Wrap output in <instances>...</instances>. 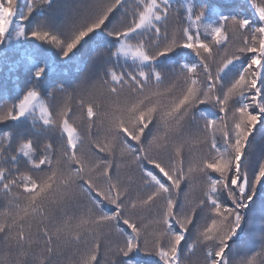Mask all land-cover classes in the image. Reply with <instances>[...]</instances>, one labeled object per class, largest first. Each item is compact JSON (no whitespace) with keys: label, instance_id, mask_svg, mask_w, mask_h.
Wrapping results in <instances>:
<instances>
[{"label":"snow or ice","instance_id":"1","mask_svg":"<svg viewBox=\"0 0 264 264\" xmlns=\"http://www.w3.org/2000/svg\"><path fill=\"white\" fill-rule=\"evenodd\" d=\"M249 2L261 22L259 26H253L240 13L219 17L215 26L204 25L207 9L197 11L189 5V25L169 33L166 25L171 0H139L134 10L125 7L124 13L111 19L114 9L124 7V0H92L82 11L74 10L59 23L45 14L56 7L54 0H29L26 4L22 0H0V45L31 38L40 42L37 47L51 45L70 60L86 38L103 31L113 38L114 49L94 53L81 69L83 78L75 88L69 90L57 83L46 93L43 86L58 69L49 61L34 58L29 69L30 87L18 103L0 106V190L7 197L13 187L23 186L30 197L28 206L17 211L10 222V214H3L0 264H29L26 249L35 241L30 232L25 235L26 225L31 227L28 209L36 212L49 203L58 213L75 188L101 212L105 203L115 205V214L102 213L100 221L123 219L131 229V234L117 229L124 242L115 247L120 259L113 264H134L133 254L141 252L159 257L163 264H188L182 257L197 243L206 249L204 264H264V233L257 251L241 254L247 217L257 201L264 210V156L257 163L246 154L251 146L249 137L255 140L254 132L264 136V0ZM37 8L39 14L34 15ZM233 41L239 44L231 51L225 48L218 60L221 46ZM183 50L195 60L180 63ZM121 58L125 62L130 59L135 69H124L119 64ZM173 59L178 67L169 71L166 61ZM91 68L96 71L91 73ZM165 80L169 86L161 92L159 85ZM97 88H103L110 97H120L127 88L130 95L123 104L116 101L114 110L104 112L97 108L91 92ZM58 92L69 98L81 97L79 106L82 113L86 112L90 147L111 155L98 135H92L93 128L97 132L103 129L107 137L125 147L145 185L152 189L146 197L130 199L128 187L112 174L113 162L108 158L101 165L107 187L93 179L86 166L89 154L77 155L82 141L76 119L70 115L72 109L66 105L54 108L48 102ZM165 94L171 100L161 104L158 98ZM209 106L216 111L206 113ZM161 127L172 134L170 144L160 142ZM53 130L64 140L58 159L54 142L47 135ZM201 133L206 139L210 137L208 153L193 156L190 165L194 167L186 173L183 160L188 137ZM217 134L221 137L219 144ZM116 168L118 171V165ZM193 171L205 178L207 190L198 201L186 196L180 201L181 184L191 186ZM161 173L167 181L159 178ZM137 209L158 217L161 228L154 236L144 235L134 216ZM69 235L67 222L55 229V241L44 232L47 264H59L52 257L60 254V245L68 243ZM193 235L195 240L189 243ZM13 249L24 258L12 259ZM98 250L96 244L80 264H100Z\"/></svg>","mask_w":264,"mask_h":264},{"label":"rangeland","instance_id":"2","mask_svg":"<svg viewBox=\"0 0 264 264\" xmlns=\"http://www.w3.org/2000/svg\"><path fill=\"white\" fill-rule=\"evenodd\" d=\"M225 1V4L222 3L219 14L216 15L213 13V10L211 11L213 4L212 0H175V2L171 5L172 7L166 25L169 33L189 25L190 21L186 19V8L189 5H194L197 11L201 7H205L207 9L206 15L202 21V24L204 25L215 26L220 22L219 17L230 14L235 15L237 11L242 8L248 9L245 10V13L247 14V17L245 18L249 19L253 26L260 25L261 22L259 21V18L251 5L248 6L242 2L243 6L239 7L237 1L240 0H236V3L235 0ZM27 2H29V0H22V3L26 4ZM54 2L56 3V7L45 14L52 15L53 19L59 23L60 21L65 20L67 17L72 16L74 10L82 11L85 6L92 2V0H54ZM138 4L139 0H124V7L118 6L116 9H114L113 14H110V19L113 15L119 16L120 14L124 13L125 7L131 11L134 10ZM39 11V8H37L34 15H38ZM210 16L216 17V22L206 21L205 18ZM161 27L163 31L165 26L162 25ZM193 31H195V29H193ZM200 31L201 35L204 36L203 28H201ZM150 35L151 34H149V36ZM207 39H210V37H207ZM112 40L113 38L103 31H100L99 33H93L89 38H86V41L82 42L80 49L70 60L63 58L60 55L59 50L51 45L44 44L42 47H37L40 42L32 41L31 38H29V40H25L29 49L26 48L22 49L21 51L19 50L17 52L18 54L16 53L15 56L11 53H5L6 43L4 45H0V106L5 104H15L16 102L14 101L21 97V94L26 91L28 87H30V79L28 78L30 77L29 69L32 59L35 58L41 60V58L46 56L44 60L51 62L55 66H59L60 75H58V77L53 75L50 76L52 85L55 86L57 83H59L71 90L81 83L83 78L81 69L88 63L89 58L94 53H106L109 49L114 50L112 48ZM238 44L239 41H233L232 43H227L226 45L221 46L217 59L219 60L220 56L225 54V48L231 51ZM28 51L31 53L29 56L27 53ZM187 52L188 50H183V53H181L182 57L180 59L183 58L188 61H194L195 56L185 55ZM20 54L25 55L26 58L22 61H15V63H13L14 65L12 66L9 62L10 58H13V56L16 58V55ZM161 59L163 60L164 58ZM119 64L126 70L135 69V65L130 59L125 62V60L121 58ZM167 67L169 71L175 67H178L176 59H174L172 63H167ZM95 71V68L90 69L91 73H94ZM229 78H231V74H229ZM44 86L49 87V84L46 83ZM168 86V81L165 80L164 83L159 85V90L164 92ZM47 89L50 91L51 87ZM91 92L95 97L97 108L104 112L106 107L109 109L107 112L114 110L117 107L116 101H119L120 104H123L130 95L127 88H125L124 92L121 93L120 97H110L103 88L91 89ZM7 96L9 98H7ZM80 99L81 97L79 95H73L69 98L63 93L58 92L55 98L50 99L48 102L51 103L54 108H59L66 105L72 109V113L70 115H73V118L76 119L78 129L81 131L82 142L78 143L77 155L81 153L89 154L90 161L86 162V166L91 170L93 179H95L96 182L101 184L103 187H107V185L104 184V177L101 175V165L103 164L104 158H108L113 162L112 174L114 176H118L121 183L128 187L130 199L135 200L138 195L146 197V195L152 189L145 185L144 178L140 170L135 166L132 156L126 151L122 144L117 141H112L110 137L106 139L105 135L103 134L105 133L104 130H102V133L97 132V129L93 128L92 135H98L100 143L108 147L111 155H107V153H100L98 149L90 147V134L87 125L86 112L82 113L80 109ZM158 99L161 104H167L170 102L171 97L165 94ZM208 108L213 112L216 111L215 109H212L211 106ZM28 123L30 125V122ZM219 123L220 122L218 121V124ZM201 125H203V121H201ZM257 128H259V125H257ZM47 135L52 138L54 142V148L56 149L58 155L59 149L64 143V140L60 137L59 133L54 130L47 133ZM158 135L161 137V143L170 144L172 142V134H170L167 129L161 127ZM253 135L255 136V140H253L252 137H249L251 146L246 148V154L249 155L250 160L258 163L260 158L264 156V136H261L258 132H254ZM185 136L187 137L188 134L185 133ZM188 139L189 143L184 148L183 160L186 173L190 166L194 167V165H190V161L193 156H199L208 153L210 137L206 139L201 133L198 137L192 136L188 137ZM217 142L218 144L221 143V137L219 134H217ZM93 152L95 155H92ZM97 157H99V159H97ZM58 158L59 156L57 159ZM21 160H23V158H21ZM60 163L61 166H64L62 160ZM245 163H248V161H245ZM117 165L118 171L116 168ZM21 167H23V164H21ZM150 167L152 166L150 165ZM156 172H158V170H156ZM159 175L163 181H167V178L163 177L162 173ZM191 176L192 181L190 187L187 183L181 184V189L179 192L180 201H183L185 196L190 201H198L207 190L206 180L204 177L195 171L191 173ZM0 189H2V186H0ZM14 189H16V187H13L11 193L14 192ZM18 194L21 196L20 192ZM9 196L10 194L7 196V200L9 202L5 201V195L3 194L2 190H0V221L4 219L3 214L8 212L10 214L8 217L10 222L12 216L15 215L17 211L28 206L30 197H28L27 194L18 197V200L13 199V197L10 200ZM12 200L16 201L17 203ZM17 204L20 206L19 209L17 208ZM104 205L111 209L109 211L110 215L115 214V205L108 203H105ZM53 208L54 205L46 203L39 207L36 212H32L31 208L28 209L31 227L29 228L26 225L25 235L27 236L30 232L35 241L30 249H26V251L29 253L26 257L29 261V264H33V262H35V264H39L40 260H44L45 264H47V260L45 259L47 253L44 249L45 240L43 234L45 231H47L55 241V229L63 225L65 222H67L69 225L70 235L67 237L68 243H61L60 254L52 257L54 260L58 261L59 264H80L82 257L86 255L93 247H95L96 244H99L97 259L100 264H113L114 261L120 259L119 256L115 255L114 249L118 244H122L124 242V237L117 231L118 228L115 224V221H100L99 217L102 212L88 201V199L80 192L79 188H75L72 191L70 196L67 198L65 207L60 209L58 213L54 212ZM22 214L23 213L21 212V215ZM134 216L136 218V222L143 227L144 235L149 238L154 236L161 228V225L156 222L158 217L154 212L137 209ZM81 220H85L87 223L81 224ZM119 222L131 231V229L123 223V219L119 220ZM77 225H79V227H77ZM262 233H264V210H262L260 202L257 201L254 211L247 217V229L246 235L244 237L245 242L242 247L241 254H243V252H248V254L251 255L253 252L257 251L259 249L260 236ZM193 240H195V235L189 239V243H191ZM183 245L184 242L182 241V246ZM53 246H56L55 243ZM2 251L3 250L0 249V252ZM205 254L206 249L204 246L197 243L193 250L191 252L186 251L182 258L187 259L188 264H204ZM133 257L145 260L147 264H163V262L159 260V257L146 256L142 252L134 253ZM11 258L23 259L24 257H20L18 251L13 249Z\"/></svg>","mask_w":264,"mask_h":264},{"label":"trees","instance_id":"3","mask_svg":"<svg viewBox=\"0 0 264 264\" xmlns=\"http://www.w3.org/2000/svg\"><path fill=\"white\" fill-rule=\"evenodd\" d=\"M211 1V0H210ZM109 2H111V0H109ZM175 2V0H171V5L173 4ZM238 2V5H239V7H241V6H243V4H242V2L245 4V5H248V6H250V2H249V0H240V1H237ZM212 7H211V11L213 10V13L214 14H219V12H220V8H221V6H222V3H226V1L225 0H212ZM235 3H236V0H235ZM234 3V4H235ZM245 10H248L247 8H242V9H239L238 11H237V13H240L241 15H243L244 17H247V14L245 13ZM206 19V21H208V22H216V17H214V16H210V17H206L205 18ZM26 41L25 40H21V41H19V42H17V41H14L11 45H8L7 43L5 44V53L7 54H14V56H15V54L20 50H22V49H26V48H28L29 49V47L26 45ZM27 49V50H28ZM7 50V51H6ZM28 53V56L29 55H31V53H30V51H28L27 52ZM18 54V53H17ZM14 56H13V58L11 57L10 58V60H9V62H10V64L13 66L14 64L13 63H15V61H17V60H20V61H22V60H24L25 58H26V56L25 55H22V54H20V55H16V58H14ZM46 56H44L43 58H41V60H44V58H45ZM174 61V59L173 60H171V61H166V64L167 63H172ZM189 62H191V61H188V60H186V59H180V63H189ZM239 65H237V67H238ZM56 67H57V69H58V73L57 74H53V76H56V77H58V75H60V67L59 66H57L56 65ZM29 79V78H28ZM51 78H49V80L46 82L47 84H49V87H47V86H44V90H43V92L44 93H46V92H48V89L47 88H52V86H54V85H52V81L50 80ZM45 83V84H46ZM27 90V89H26ZM23 94V93H22ZM22 94H21V97H22ZM7 98H9L8 96H7ZM11 99V98H10ZM14 102H16V103H18V99L17 100H15ZM105 110V112H107L109 109L106 107V109H104ZM205 111H206V113L207 112H209V111H211V112H213L212 110H210L209 108H207V109H205ZM28 122H30V124H31V120H29ZM102 130L103 129H101L99 132H102ZM78 131H79V129H78ZM103 133V132H102ZM79 134H80V138H81V131H79ZM104 135H105V138L107 139L108 137L106 136V133H103ZM134 143V142H133ZM261 148V147H260ZM57 157H58V155H57ZM150 167V166H149ZM151 168V167H150ZM159 178H161V176L159 175ZM162 179V178H161ZM163 181V180H162ZM21 193V196L22 195H26V193L24 192V189H23V186H21L20 188H16V189H14V192L13 193H10V196H9V199L11 200V198L13 197V196H15V197H21V196H19V194L18 193ZM7 198L8 197H6L5 196V198H4V200L5 201H7V202H9L8 200H7ZM12 201H14V200H12ZM15 203H17L16 201H14ZM99 211H101L99 208H97ZM111 209H109L107 206H105V205H103L102 206V213H107V214H109ZM110 215V214H109ZM115 224H116V226H117V228H119V229H123V232L125 233V234H131V231L129 230V229H127L126 227H124L119 221L117 222V221H115ZM133 260H134V264H147L146 263V261L145 260H142V259H140V258H137V257H133Z\"/></svg>","mask_w":264,"mask_h":264}]
</instances>
